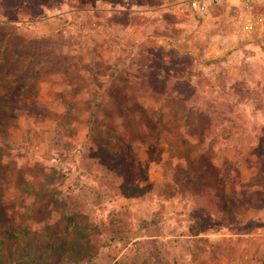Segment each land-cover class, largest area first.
Returning a JSON list of instances; mask_svg holds the SVG:
<instances>
[{"label": "rangeland", "instance_id": "1", "mask_svg": "<svg viewBox=\"0 0 264 264\" xmlns=\"http://www.w3.org/2000/svg\"><path fill=\"white\" fill-rule=\"evenodd\" d=\"M10 1L0 78L38 99L0 116V264H264V28L243 0ZM218 179L261 206L219 210Z\"/></svg>", "mask_w": 264, "mask_h": 264}, {"label": "trees", "instance_id": "2", "mask_svg": "<svg viewBox=\"0 0 264 264\" xmlns=\"http://www.w3.org/2000/svg\"><path fill=\"white\" fill-rule=\"evenodd\" d=\"M16 4L17 2L14 3V2H11L10 0L1 1L0 2V16H3V17L6 16L7 18L8 17L10 18V16H12L11 14H13V9L16 7ZM8 20L0 21V27L6 28V29H12V26L9 24ZM30 70L32 73L36 72L34 71L32 64L28 65L27 69L24 72H28ZM28 77H30V74L25 75L24 77L22 76L20 78L14 75L13 76L5 75V77L3 76L0 78V88H3L6 93L4 96L0 97V105H1L0 106V116L3 115L4 118L17 119V115H15L12 109H8L6 107V104L10 103L14 99L16 100L30 99V98L33 100L38 99L36 94L34 95L33 90L26 89L25 84L21 83L22 79H27ZM189 100L191 101L190 98ZM94 104L95 106L99 105L98 101H96ZM212 114H213L212 111H209V113L201 112V114L199 113L198 116H201V117L202 115L206 116V119L208 120V122L211 123V122H214ZM98 124L99 122L97 121V116L94 113H91L88 119V125H89L88 135L90 137L98 135V131H99L97 128ZM227 137L228 136L224 138H227ZM209 163H210L209 160L204 161L203 167L204 168L206 167L205 169L206 172L204 174L203 173L200 174V178H199L200 181L201 180L203 181L206 174H212L216 176V174L214 173V168L212 164H209ZM185 173L187 174L186 179H183V180L180 179L178 180V182L184 184V187L187 189L186 190L187 192L188 190H192L194 195L199 196L207 192L206 188H210L209 185H206V186H203L201 184L198 185L197 182H200V181H196V178H194V176L190 177L191 171L190 172L188 171ZM221 180L222 179H220L219 183L217 184L220 187V190H218L219 192L217 191L218 193H216L215 191L216 194L213 196V198L216 200L213 206L215 205V207H217L219 210H221L222 208H227V207L234 210V208H237L240 206L241 207L245 206L246 208L261 206L260 202L255 198L256 190H254V186L257 183H255L254 181L241 184L239 190H235L234 192L229 193L227 195L225 194V192L229 190L228 184L224 183V181L222 182ZM0 201L2 202V199H0ZM232 213L238 216L240 215L236 210L233 211ZM9 235L12 237L17 236L14 233H11Z\"/></svg>", "mask_w": 264, "mask_h": 264}, {"label": "built area", "instance_id": "3", "mask_svg": "<svg viewBox=\"0 0 264 264\" xmlns=\"http://www.w3.org/2000/svg\"><path fill=\"white\" fill-rule=\"evenodd\" d=\"M207 0H190V6L194 11H200L205 8V2ZM216 5L227 3L230 0H210ZM245 8L251 15H255V23H259L260 28H264V0H243ZM257 20V22H256Z\"/></svg>", "mask_w": 264, "mask_h": 264}]
</instances>
